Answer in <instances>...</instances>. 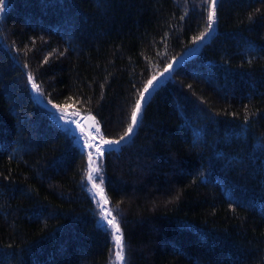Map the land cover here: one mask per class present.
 I'll list each match as a JSON object with an SVG mask.
<instances>
[{"label": "trees", "instance_id": "1", "mask_svg": "<svg viewBox=\"0 0 264 264\" xmlns=\"http://www.w3.org/2000/svg\"><path fill=\"white\" fill-rule=\"evenodd\" d=\"M6 2L0 264H117L88 152L29 75L100 139L157 77L131 138L99 157L123 264H264V0H218L211 30L210 0Z\"/></svg>", "mask_w": 264, "mask_h": 264}, {"label": "snow or ice", "instance_id": "2", "mask_svg": "<svg viewBox=\"0 0 264 264\" xmlns=\"http://www.w3.org/2000/svg\"><path fill=\"white\" fill-rule=\"evenodd\" d=\"M217 3L218 0H210V7L207 15L208 30H211L214 26V22L216 20V15H217L216 14ZM6 8H7L6 0H0V13L4 12ZM206 35L207 32L201 33V35L196 37V39L202 41L206 37ZM171 67L172 65H169L168 68L165 69V72H167ZM28 80L33 81L32 88L37 93H40L41 89L34 82V79L31 75L28 76ZM156 80L157 77L154 76L151 80L148 81V85L143 89V91L139 93V99L135 101L134 107L131 111L130 123L127 125V129L123 133V135L120 136L119 139H101L100 145L89 144V148L94 147L96 149V152L102 158L106 151H110L113 149V146H119L122 142L131 138L135 129L139 125V120L143 111V105L147 99V94H150V91L155 87L154 81ZM54 107H58V106H54ZM59 118L60 117L58 116V119ZM95 131L99 132V127H97ZM88 158L91 163L89 165L87 179L92 182V186L91 188L88 189V191L90 192V194H92V198L94 200L97 198V195H99L100 199L103 200V205H107L108 199L107 197L104 196V189L101 187V185L104 183V177L101 173V167L100 166L92 167V164L95 162L92 161L91 152H89ZM96 180H99L100 183L99 184L96 183ZM178 198L179 197L177 196V199ZM97 206L101 209L99 213L101 222L104 223L105 229L109 232L110 236L114 241L115 247L118 249V251H116L115 258L117 261L123 262L125 260V252H124L125 244H124V236L121 229V224L118 219V217L121 216V213L119 211V206L116 205L113 206L112 208H107V207H103L99 201H97ZM113 212H115L116 215H113Z\"/></svg>", "mask_w": 264, "mask_h": 264}, {"label": "rangeland", "instance_id": "3", "mask_svg": "<svg viewBox=\"0 0 264 264\" xmlns=\"http://www.w3.org/2000/svg\"><path fill=\"white\" fill-rule=\"evenodd\" d=\"M32 92L35 99L43 106L49 108L53 112L59 123L62 124L65 128L69 129L70 133L74 135L76 140L87 150L88 156L89 152H91L92 161L95 162L92 164V167L99 166V154L96 152V149L94 147L89 148V144L100 145L101 139L99 138V134L101 135V137H104L100 130L99 132L95 131V129L98 127L96 121H93L90 115H83L73 110L54 107L44 100V97L41 93H37L33 88ZM58 116L60 117L59 119ZM90 163L91 162L89 161V165ZM88 182L91 188L92 182L89 180ZM96 183L99 184L100 181L96 180ZM101 187L103 188L102 185ZM104 196L106 197L105 193ZM97 199L103 207L110 208L109 204L103 205V200L100 199L99 195H97ZM116 251H118L117 248ZM117 264H123V262L117 261Z\"/></svg>", "mask_w": 264, "mask_h": 264}]
</instances>
